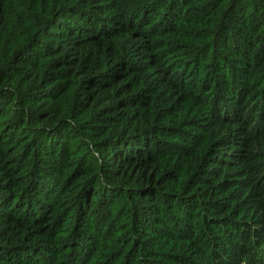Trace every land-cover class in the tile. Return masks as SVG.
Returning <instances> with one entry per match:
<instances>
[{"label": "trees", "instance_id": "obj_1", "mask_svg": "<svg viewBox=\"0 0 264 264\" xmlns=\"http://www.w3.org/2000/svg\"><path fill=\"white\" fill-rule=\"evenodd\" d=\"M0 264H264V0H0Z\"/></svg>", "mask_w": 264, "mask_h": 264}, {"label": "rangeland", "instance_id": "obj_2", "mask_svg": "<svg viewBox=\"0 0 264 264\" xmlns=\"http://www.w3.org/2000/svg\"><path fill=\"white\" fill-rule=\"evenodd\" d=\"M105 250V249H104Z\"/></svg>", "mask_w": 264, "mask_h": 264}]
</instances>
